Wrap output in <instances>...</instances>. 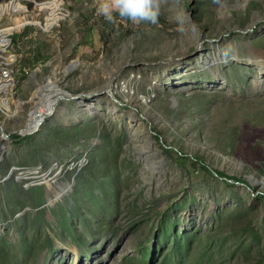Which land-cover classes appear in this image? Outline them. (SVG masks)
<instances>
[{"label": "rangeland", "instance_id": "1", "mask_svg": "<svg viewBox=\"0 0 264 264\" xmlns=\"http://www.w3.org/2000/svg\"><path fill=\"white\" fill-rule=\"evenodd\" d=\"M100 2L0 0V264H264V0Z\"/></svg>", "mask_w": 264, "mask_h": 264}, {"label": "clouds", "instance_id": "2", "mask_svg": "<svg viewBox=\"0 0 264 264\" xmlns=\"http://www.w3.org/2000/svg\"><path fill=\"white\" fill-rule=\"evenodd\" d=\"M98 12L109 20L112 18V13L116 12L133 22L147 20L155 23L159 3L158 0H101Z\"/></svg>", "mask_w": 264, "mask_h": 264}, {"label": "water", "instance_id": "3", "mask_svg": "<svg viewBox=\"0 0 264 264\" xmlns=\"http://www.w3.org/2000/svg\"><path fill=\"white\" fill-rule=\"evenodd\" d=\"M44 84H45V83H43V84L40 85V86L43 88ZM93 93H94V92H93ZM62 97H67V96L59 95V96L57 97V99H58V98H62ZM68 97L75 98L76 95H68ZM47 113H48V112H47ZM95 124L98 125V124H99V121H96ZM96 130H97V129H96ZM0 131H2L1 128H0ZM12 132H16V133L19 134V135H22V134L26 133V132H20V131H17V130H12ZM96 138H97V133H95V132L93 131V132L88 136V138H87L85 141H83V142H88V141H89V142H90V141H91V142H94V141L96 140ZM24 168H25V169L16 170V173L13 174L12 177H14V179L22 178V176H24V171H25V172H29V171H30V170H29L30 168H26V167H24ZM34 168H36V167H34ZM14 169H17V167H15V166H11V167L7 170V172H6L3 176H1L0 180H4V179L8 178V176H10V175L12 174V172H13ZM34 182H37V181L26 182L24 185L31 184V183H34ZM52 200H53V199H50V198L47 197L46 200H45V202L42 203L41 205L37 206V207H40V206L45 205V204H47V203H50ZM26 208L32 209V208H30V207H26V206H24V207H22V208H21L16 214H14V215L11 217V219H14V218L16 217L17 214H19L20 212H22V211H23L24 209H26ZM35 208H36V207H35Z\"/></svg>", "mask_w": 264, "mask_h": 264}, {"label": "bare ground", "instance_id": "4", "mask_svg": "<svg viewBox=\"0 0 264 264\" xmlns=\"http://www.w3.org/2000/svg\"><path fill=\"white\" fill-rule=\"evenodd\" d=\"M52 16H55L56 18H58V17H60L61 15H59V14H57L56 12H50V17H52ZM49 18V17H48ZM56 20V19H55ZM54 20V21H55ZM53 21V22H54ZM3 34V32H1L0 33V35H2ZM4 37V36H3ZM0 40H1V36H0ZM6 78V77H5ZM9 81H11V79H10V77H9ZM1 83H7V81H5V80H0V86H2L3 87V85H1ZM8 84H9V82H8ZM67 94V93H66ZM68 96V95H67ZM16 103H17V105H19V103H21L18 99H17V101H16ZM35 110H36V108H34ZM34 109H32V112L34 111ZM2 110H4V112L8 115V116H12V115H14V110H11L10 109V105H9V108H6V107H3L2 108ZM43 115H44V113H38L37 114V116H36V120H34V123H36V127H37V125H38V123L40 122V120L42 119V117H43ZM28 116H29V113L27 114V117L22 121V125L19 127V129H17V131H20V132H30L31 131V129H25V128H28L27 126L29 125L27 122V120H28ZM36 127H34V128H36ZM1 136H3V137H7V135L5 134L4 135V131H1Z\"/></svg>", "mask_w": 264, "mask_h": 264}, {"label": "built area", "instance_id": "5", "mask_svg": "<svg viewBox=\"0 0 264 264\" xmlns=\"http://www.w3.org/2000/svg\"><path fill=\"white\" fill-rule=\"evenodd\" d=\"M4 28V27H3ZM11 29V28H10ZM10 29H8V31H6V32H4L3 33V36H4V38H5V40L4 41H0V49L6 44V42H8V33H10L11 32V30ZM0 69L2 70L1 71V75L2 76H8L7 77V79H9V69H7V68H3V67H1L0 66ZM10 79H11V77H10Z\"/></svg>", "mask_w": 264, "mask_h": 264}, {"label": "flooded vegetation", "instance_id": "6", "mask_svg": "<svg viewBox=\"0 0 264 264\" xmlns=\"http://www.w3.org/2000/svg\"><path fill=\"white\" fill-rule=\"evenodd\" d=\"M0 128H1L2 131H4V130H3V127L0 126ZM12 130H15V129L13 128ZM12 130L8 131L7 133L5 132V133L7 134V136H8V133L12 132ZM0 133H1V131H0ZM18 135H19V134H18ZM16 136H17V135H16ZM19 136H21V135H19ZM14 137H15V136H14ZM4 146H5L4 144L0 145V154L2 153V151H3V149H4ZM10 167H11V166H10ZM10 167H9V168H10ZM9 168H8V169H9ZM6 172H7V171H6Z\"/></svg>", "mask_w": 264, "mask_h": 264}]
</instances>
